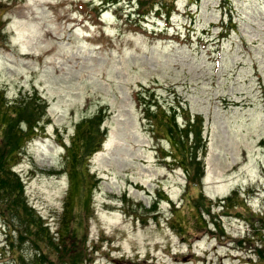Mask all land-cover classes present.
<instances>
[{"label": "rangeland", "instance_id": "rangeland-1", "mask_svg": "<svg viewBox=\"0 0 264 264\" xmlns=\"http://www.w3.org/2000/svg\"><path fill=\"white\" fill-rule=\"evenodd\" d=\"M112 1L0 0V105L43 100L12 162L44 223L0 215V264H264V0H141L146 20ZM142 95L177 125L201 117L200 187L164 161Z\"/></svg>", "mask_w": 264, "mask_h": 264}, {"label": "trees", "instance_id": "trees-1", "mask_svg": "<svg viewBox=\"0 0 264 264\" xmlns=\"http://www.w3.org/2000/svg\"><path fill=\"white\" fill-rule=\"evenodd\" d=\"M130 1H132L130 3L132 5L130 6V8L132 11L134 10L133 14L136 12L135 16L141 19H145L147 15H145L142 12V10L146 8L147 4L144 2H141V0H130ZM118 2L120 1L119 0L112 1V3H118ZM161 10L162 9L157 10V11L160 12ZM141 14H144V15L141 16ZM225 22H226L225 20L222 21V24H221L222 26H221V31H220L221 33H224L225 27L223 26L225 25ZM230 22L232 23V21ZM151 96L142 95V97L145 100H147V101H143L144 102L143 106L145 108V114H147V116L152 119L151 122L153 124H151V126L153 127L154 130H158V131L164 130L165 131V133L168 135L167 137L168 142L172 145V148H174V151L176 152L174 155L173 151L171 152L169 151L170 155L168 157H165L164 161L166 162L172 161L174 163L179 164V166L184 170V172L189 178L187 189H188V192H190L192 187L194 186L200 187L201 185L200 172L202 171V167H203L202 158H201L202 153L199 151V148L196 147L197 144L194 145V141L198 143L203 142L202 119L200 116H196L194 120L189 119L188 122H186V124L177 125V122L173 121L172 112L169 113V110L165 109L162 105H156L155 101L151 99ZM29 101H32V99L28 100L26 98L25 104L23 106L21 105L20 106L21 109H19L18 111L17 110L9 111L11 107H9L8 104L4 106L0 105V125L2 127L8 126L9 128V133H7V136L5 135H3L4 137L0 136V196H2L0 198L1 200L0 201V215L2 217L7 216L6 218L10 219L9 216L12 214L11 220L16 219L21 224H23V222L27 224L26 222L28 221V219L31 220L32 217H34V222L29 225L33 226L34 228H38L39 225H44V223L41 221V217L39 215H34L36 214V211L34 207H32L26 199L25 191L23 190L24 189L23 182L21 181V178L19 177V174L17 173V170L14 168L15 166H13V162H12V158L14 156L20 155V152L18 151L20 148V144L26 138V135L23 133L24 127L26 125H30L31 133L37 132L39 129L38 126L40 125V123L37 122V124L35 125L34 123H31L32 122L31 117H30L31 115L29 114H32V116L33 115L37 116V113L39 112V109H40L39 105L40 103L43 102V100L41 101L39 99L37 100V107H36L37 110L32 105H28ZM30 107L32 108V111L30 110ZM162 113H164L163 115L169 114L168 116H171V118L170 117L168 118L167 116H166V119L164 117L163 118L159 117ZM154 119L158 121L157 122L159 124L158 126L156 125ZM100 123H101V119L99 116H97L96 118L83 122L79 125V127L82 126V129L85 130L83 134L88 136L87 138L84 139L85 147L83 148V153L80 154V157L81 156L85 157L88 154L90 155L98 150L101 144L100 130L103 128L102 125H100ZM195 127H196V130H194ZM197 127H199V129ZM1 132H3L2 128H0V133ZM191 136H192V139H191ZM73 149H74L73 146L70 147V150L73 151ZM78 154L79 153L77 152V155ZM71 177L72 179L75 180V181L72 180V184L77 189L76 185H79L80 183V181L78 180V174L76 172H72ZM199 197L201 199L200 204H203L202 201H205L203 193H201ZM203 213L210 214L211 211L210 209H205ZM24 217L26 218L23 219ZM70 220L72 221V218ZM7 225L8 224H6V226ZM7 227L9 229L6 234H7V238L9 241L15 236L14 234L16 233L19 234L20 237H23V235L27 237L26 235L30 236L31 234V231L29 230L25 231L23 229V230L17 231L16 227H15V230L12 227H10V225H8ZM41 228L45 229V231H48L47 227L45 228L41 227ZM33 236L35 235H31L30 237H33ZM27 238L30 240L31 243L33 242L32 244L36 246L37 248L36 249L37 252L35 253L36 259L37 260L43 259L40 257L43 254V252L40 251L37 242L33 238H32L33 239L32 241L29 237ZM60 240L62 241V239H59V241ZM50 247H51L50 249L54 252L55 250L54 245ZM56 250L58 249L56 248ZM78 259H80V257H78ZM46 262H48V264H54L53 261H44L43 264H45ZM68 262L69 264H79V262L81 261L77 260V255H76L74 261H65L64 264H68ZM22 264H25V263L22 262Z\"/></svg>", "mask_w": 264, "mask_h": 264}]
</instances>
